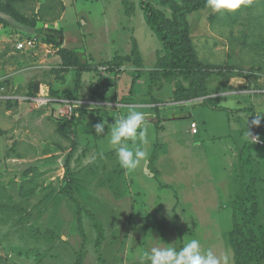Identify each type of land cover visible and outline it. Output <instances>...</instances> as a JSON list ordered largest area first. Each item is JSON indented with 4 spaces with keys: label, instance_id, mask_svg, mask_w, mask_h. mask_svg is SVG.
I'll use <instances>...</instances> for the list:
<instances>
[{
    "label": "rangeland",
    "instance_id": "1",
    "mask_svg": "<svg viewBox=\"0 0 264 264\" xmlns=\"http://www.w3.org/2000/svg\"><path fill=\"white\" fill-rule=\"evenodd\" d=\"M50 1L60 15L54 22L48 13L34 30L9 17L8 26L0 25V256L9 264H141L157 243L179 249L193 238L218 256L233 252L236 181L243 182L236 193L248 191L251 176L262 240L264 119L259 126L252 121L264 115V0L231 14L211 13L204 4L189 15L205 95L181 101L176 81L153 78L163 45L141 0ZM125 2L135 6L131 16ZM153 4L172 16L160 0ZM51 28L63 29L65 48L83 63H95L78 88L77 72L63 71L57 48L46 43ZM29 41L32 49H18ZM135 42L141 64L132 56ZM117 56L130 61L114 70L109 63ZM92 98L100 104L74 103ZM228 99L237 103L229 113L207 104L224 107ZM129 109L147 114L149 142L147 162L126 173L109 139L115 119ZM65 121L69 138L60 132ZM101 122L105 130L97 136ZM245 191L238 200L247 201Z\"/></svg>",
    "mask_w": 264,
    "mask_h": 264
},
{
    "label": "trees",
    "instance_id": "2",
    "mask_svg": "<svg viewBox=\"0 0 264 264\" xmlns=\"http://www.w3.org/2000/svg\"><path fill=\"white\" fill-rule=\"evenodd\" d=\"M39 0H0V25L8 26V17L16 21L18 24L35 28L39 19H44L48 13L53 14V21L58 20L57 7L52 4L50 0L47 3L41 5L38 9H34L32 4L38 3ZM161 4L170 7L172 16L169 18L164 11L157 9L153 0H141L140 7L144 11L145 20L150 28L160 39L163 45L164 55L159 56L157 68L154 71L156 76H153L156 81L162 83L172 81L175 82V97L177 100H187L188 98H197L205 95V91L201 88L203 82L201 76V69L199 63L195 58L194 47L191 38V21L189 15L203 7L205 0H182L177 2L175 0H160ZM62 12L65 10V5L61 1ZM126 14L131 16L135 11V6L129 2H125ZM21 8L31 10L32 13L26 14ZM61 10V9H59ZM26 11V12H27ZM44 11V13H43ZM46 43L58 48L57 51L61 58V67L63 71L74 69L77 72L76 86L77 88L81 82V76L84 73L95 72L96 67L83 63L80 56L76 51L69 50L62 47L64 43V31L63 29L55 30L49 29L45 32ZM132 56L138 58V64L143 62L139 46L137 42L134 43L132 49ZM127 61H130V57L123 58L117 56L112 62L109 63L111 69L123 66ZM121 68L117 69V76L121 74ZM136 74V73H135ZM140 79L138 74L135 76V80ZM171 81V82H172ZM186 82L188 85H185ZM57 95V94H55ZM78 99V98H77ZM72 100V99H71ZM211 108L219 111L230 112L232 110L212 106V103H207ZM237 112L241 110H235ZM85 112L82 111L81 118H84ZM81 122V121H80ZM71 123L65 121L60 126L61 134L69 138L71 135ZM258 143V142H257ZM261 144V143H260ZM256 145V144H253ZM260 145L258 144V148ZM256 178L250 177V188L245 190L240 189L237 193V189L242 187V180L236 181V199L232 203L235 208L233 214V226L230 234V243L235 257V264H264V234L259 238V234L255 228L254 221L256 220L258 211V202L255 186ZM246 192L245 198L247 201L243 202L238 200V196L241 192ZM249 198V199H248ZM250 203L249 211L246 203ZM256 213V214H255ZM0 264H9L6 256H0ZM75 264H83L81 260H78Z\"/></svg>",
    "mask_w": 264,
    "mask_h": 264
},
{
    "label": "clouds",
    "instance_id": "3",
    "mask_svg": "<svg viewBox=\"0 0 264 264\" xmlns=\"http://www.w3.org/2000/svg\"><path fill=\"white\" fill-rule=\"evenodd\" d=\"M253 0H205V7L211 13H235L242 6H250ZM222 95H224L222 93ZM222 106L233 109L237 106L235 100L222 101ZM252 124L259 126L264 115H254ZM147 114L143 111L129 109L128 113L115 119L111 128L109 144L114 150L117 162L126 173L135 171L141 162H147L148 153L143 146L148 144ZM105 122L95 125V134L102 136ZM248 139L258 141L247 130ZM141 264H234V254L226 249L221 255H216L209 249H203L199 239L193 238L177 249L174 246H163L159 243L146 250L141 256Z\"/></svg>",
    "mask_w": 264,
    "mask_h": 264
},
{
    "label": "crops",
    "instance_id": "4",
    "mask_svg": "<svg viewBox=\"0 0 264 264\" xmlns=\"http://www.w3.org/2000/svg\"><path fill=\"white\" fill-rule=\"evenodd\" d=\"M63 1V0H62ZM65 5V4H64ZM63 19V18H62ZM62 22V21H61ZM23 26V25H22ZM23 27H25V26H23ZM26 28H29L30 30H31V28L30 27H26ZM51 29H55V30H60V29H58V28H51ZM32 30H34V28H32ZM65 39V38H64ZM33 42V41H32ZM21 43V42H20ZM53 46V45H52ZM18 47V46H17ZM34 47V45L31 47V46H29V45H25V50H28V49H32ZM62 47H65V40H64V43H63V46ZM59 49L57 48V51H58ZM83 62V61H82ZM89 64H93V62H89ZM95 64V63H94ZM93 64V65H94ZM88 76L89 75H92L93 73H86ZM101 76V75H100ZM92 77V76H91ZM94 77H97V76H93L92 78H94ZM40 85V91H41V84H39ZM39 91V92H40ZM96 93H94V96L96 97ZM93 96V97H94ZM42 97V96H41ZM94 98H92V99H86V100H77V101H74V103H75V105H85V106H88V107H92V105H94V104H100V102L98 103V102H94V100H93ZM90 100H92V101H90ZM51 101L49 100V103H50ZM47 101H46V104L48 105L49 104ZM41 105H43V104H41ZM56 105V104H55ZM74 105V106H75ZM76 107V106H75ZM89 109H92V108H89ZM39 141H37V146L39 145ZM43 148V149H45V145H44V143H40V146H39V149H41V148ZM38 148V147H37Z\"/></svg>",
    "mask_w": 264,
    "mask_h": 264
},
{
    "label": "built area",
    "instance_id": "5",
    "mask_svg": "<svg viewBox=\"0 0 264 264\" xmlns=\"http://www.w3.org/2000/svg\"><path fill=\"white\" fill-rule=\"evenodd\" d=\"M28 45L32 47L34 45V42L29 41ZM18 49L19 50H24L25 49V44L19 43ZM41 102H45L46 103V101H41ZM192 127H193V130H194V133H197V125L196 124H192Z\"/></svg>",
    "mask_w": 264,
    "mask_h": 264
},
{
    "label": "water",
    "instance_id": "6",
    "mask_svg": "<svg viewBox=\"0 0 264 264\" xmlns=\"http://www.w3.org/2000/svg\"><path fill=\"white\" fill-rule=\"evenodd\" d=\"M39 91H40V85H39L38 82H36V83L34 84V92H35V93H39Z\"/></svg>",
    "mask_w": 264,
    "mask_h": 264
}]
</instances>
